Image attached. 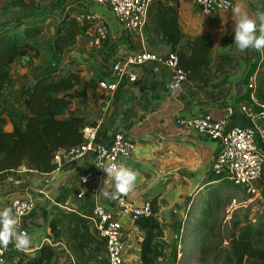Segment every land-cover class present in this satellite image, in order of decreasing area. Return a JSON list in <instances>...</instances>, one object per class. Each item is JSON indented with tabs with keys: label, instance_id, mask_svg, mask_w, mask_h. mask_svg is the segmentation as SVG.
I'll list each match as a JSON object with an SVG mask.
<instances>
[{
	"label": "crops",
	"instance_id": "0c3cea01",
	"mask_svg": "<svg viewBox=\"0 0 264 264\" xmlns=\"http://www.w3.org/2000/svg\"><path fill=\"white\" fill-rule=\"evenodd\" d=\"M70 1L68 7L72 13L85 4L84 0ZM160 1L178 5L183 39L201 37L208 42L211 50L209 70L197 81L187 80L178 90L171 91L168 87L171 71L164 65H155L157 71H154L147 68V64L133 69L135 82L125 80L117 91L110 93L100 89L98 84L108 78L111 63L121 57L117 55L127 42L123 39L115 48L110 50L109 45L100 53L96 52L97 48L85 45L87 38L79 37L73 49L63 54L70 64L63 65L75 70L83 82L91 83L93 87L89 89L87 99L71 101L65 116L82 118L84 126L96 128V143L106 144L115 133H122L136 144L134 153L119 162V166L139 173L133 191L122 196L134 206L159 196L157 218L163 230L164 248L157 264H185L182 258L176 259L173 236L180 229L184 230L188 207L184 206L183 214V211L176 212L174 206L180 208L186 204V197L207 178L216 181L210 174V166L219 145L194 130L176 126L175 120L205 114L214 120L226 118L229 127L247 125L239 109L241 106L253 107L264 98V50L240 51L234 42L229 45V40L234 39L235 24L231 10L216 11L205 17L191 0ZM231 2L253 16L257 11H264V0ZM87 8L88 5L84 7ZM115 31L118 38L120 34L116 27ZM222 50L229 53L232 60L219 68L216 55ZM35 52L17 59L11 66V82L4 89L0 110V124L6 131L12 129L19 114L26 117L22 107L24 93L44 66L40 60H31ZM111 54L115 55L109 57ZM17 67L20 70L16 75L21 79L18 83L13 78V69ZM251 77L254 79L253 90L248 89ZM57 156L60 160V154ZM94 163L93 155L89 154L82 159L60 162L57 169L48 174L21 169L16 179L0 182V208L10 207V201L17 197L33 203L32 211L22 220V229L28 232L32 244L24 251L9 244L4 249L5 264H12L18 257H34L44 244L54 251L50 264H107L105 241L99 236L92 218L95 203L114 204L115 199H106L98 192L103 186L102 181L107 180V174L103 172L100 177H93L88 185L79 182V176L94 168ZM91 187L97 189L95 194L90 192ZM107 187L113 190L111 178ZM78 194H82L79 199ZM52 220L58 221L57 235L49 228ZM122 227L128 246L125 261L140 264L138 252L143 232L126 219L122 220Z\"/></svg>",
	"mask_w": 264,
	"mask_h": 264
},
{
	"label": "trees",
	"instance_id": "16d2710c",
	"mask_svg": "<svg viewBox=\"0 0 264 264\" xmlns=\"http://www.w3.org/2000/svg\"><path fill=\"white\" fill-rule=\"evenodd\" d=\"M64 1V0H63ZM12 7L19 11L18 17L8 25H0V110L4 103V89L11 82V66L17 59L25 58L35 50V42L43 33L47 13H56L57 20L50 40L48 51L53 56L51 63L45 65L24 93L22 107L26 117L19 114L12 129L6 131L0 124V182L8 178L16 179L21 169L38 174H48L58 167L55 158L78 146L82 142V118L66 117L72 100H85L93 84L83 82L79 74L66 62L63 54L71 51L79 37L87 38L92 24L77 20L78 14L69 11L68 5L52 6L45 11L36 0H13ZM61 8V9H60ZM120 34V33H118ZM141 36L150 49L165 47L168 53H175L178 66L186 72L187 80L197 81L211 65L210 47L201 37L183 39L179 26L177 4L154 1L147 14V22ZM131 35L120 34L117 43L123 39L128 42ZM234 39L229 40V45ZM228 46V44H227ZM226 48V47H225ZM221 68L232 60L229 53L222 50L216 55ZM219 183L207 178L186 202V228L191 224L193 230L203 233L211 218V210L218 203ZM208 193V198L205 193ZM197 194L202 204L192 200ZM158 195L150 198L151 214L140 217L135 225L143 232L139 244L140 264H157L163 255L161 241L163 230L157 218ZM199 209L201 217H189L192 209ZM58 221L49 223L51 233L57 235ZM205 239L204 234H201ZM202 239V238H201ZM199 264H208L209 248H199ZM213 264H264V220L256 224L240 221L232 223L227 247L214 251ZM54 251L44 244L32 258H14L12 264H50Z\"/></svg>",
	"mask_w": 264,
	"mask_h": 264
},
{
	"label": "built area",
	"instance_id": "2783aa9c",
	"mask_svg": "<svg viewBox=\"0 0 264 264\" xmlns=\"http://www.w3.org/2000/svg\"><path fill=\"white\" fill-rule=\"evenodd\" d=\"M156 0H87L89 8L79 13L77 20L88 21L92 29L85 40L88 48H98L107 40L109 25L104 17L92 10L94 6L106 7L119 25V33L124 35H141L147 22L150 5ZM176 1V0H171ZM201 15L212 16L216 11H230L234 6L231 0H191ZM142 38V36H141ZM147 64L164 65L171 71L169 90L176 91L187 81V74L178 66V57L175 53L158 55L142 47L134 54L118 57L111 63L108 78L99 82L100 89L115 92L126 80L130 83L136 81L133 69L144 67ZM248 89H254V79H249ZM253 107L241 106L239 111L247 120L245 126L229 127L226 118L214 120L209 115H200L189 118H178L175 124L178 127L194 130L218 142L219 150L214 156L210 174L215 182H228L233 187L248 196L257 195L259 186L264 181V98L254 103ZM96 128L84 126L82 129V142L63 154L65 162L82 159L89 154L94 157V168L85 171L79 176L81 185H88L95 176L100 177L104 167L115 164L119 166L121 159L130 157L136 150V144L126 138L122 133H115L106 144L96 143ZM55 162L60 164L58 156ZM90 192L95 194L96 188L91 187ZM78 199L82 194L76 196ZM10 207L22 220L33 209L29 199L13 198ZM151 214L149 202L140 206L129 203L124 196L115 199L114 204L104 205L95 203L92 209V218L96 230L105 241L107 264H127L125 254L127 242L123 238L122 220L137 221L140 217ZM25 231V230H23ZM183 228L173 236L176 242V259L182 258ZM6 252L0 248V264H5Z\"/></svg>",
	"mask_w": 264,
	"mask_h": 264
},
{
	"label": "rangeland",
	"instance_id": "374dc122",
	"mask_svg": "<svg viewBox=\"0 0 264 264\" xmlns=\"http://www.w3.org/2000/svg\"><path fill=\"white\" fill-rule=\"evenodd\" d=\"M13 0H0V25H8L12 23L19 15V11L17 8L12 7L11 2ZM45 11L49 10L52 6H57L60 2V5L67 6L71 4L70 0H36ZM81 9L75 10L74 14H79L85 11L84 7L88 5L87 1L84 0ZM61 9V8H60ZM92 10L104 17V19L109 24V31L107 35V40L101 44L100 47L96 49V52H102L106 46L110 45V50L117 46V42L115 40H119L115 37V27L117 30H120L118 23L113 17V14L103 6H94ZM47 20L44 25V31L41 36H39L35 42V50L36 52L32 55L31 60H40L43 62L44 66L48 63L50 64L53 60V56L48 51L50 40L54 31V25L57 20L56 13H47L45 15ZM115 26V27H114ZM126 47L123 51L117 56H125L126 53L134 54L138 52L142 47L147 51L156 53L158 55H167L168 51L165 47H158L156 49L148 48L144 42L141 41L140 35L131 34L130 40L125 43ZM114 56L115 54H111L109 57ZM20 68L13 69V78L14 82H21L20 77L16 75ZM35 72V71H34ZM18 109V108H17ZM183 170V169H179ZM188 171V170H187ZM179 171H176L178 173ZM180 179V178H178ZM194 179H192L193 181ZM193 184V182H192ZM194 186V184H193ZM196 191V190H195ZM192 193V192H191ZM192 195V194H191ZM190 195V196H191ZM190 196L186 198H190ZM208 198V193H205V197ZM188 199H186L188 201ZM198 202L199 206L202 204L200 198H197V194L192 198ZM185 200V201H186ZM184 206L186 204L183 203L182 206L176 205L174 206V210L176 212L183 211L184 214ZM183 208V210H182ZM181 209V210H180ZM211 218L208 220V226L205 230H203L201 234H204L205 239L202 235L194 231L193 226L190 224L187 228L184 227V236L182 239V263L185 264H199V248L201 246H205V248H209V254L207 255L208 264L214 263V251L220 250L221 248L227 247V242L229 238V233L231 231L232 223L236 221H240L243 224L251 223L256 224L260 220H264V181L259 186V190L257 195L248 196L233 187L230 183L224 181L221 182L218 189V203L211 211ZM188 216V215H187ZM189 217L195 218L197 220L201 217L199 213V209L197 207L192 209ZM193 220V221H194ZM195 222V221H194ZM202 238V239H201Z\"/></svg>",
	"mask_w": 264,
	"mask_h": 264
},
{
	"label": "clouds",
	"instance_id": "9594fccd",
	"mask_svg": "<svg viewBox=\"0 0 264 264\" xmlns=\"http://www.w3.org/2000/svg\"><path fill=\"white\" fill-rule=\"evenodd\" d=\"M234 24V44L240 51L248 49L264 50V11H257L255 16L242 11L239 4L232 7ZM107 180L99 193L106 199H117L128 195L135 187L139 173L126 166L112 164L104 167ZM114 181L113 190L107 187L108 179ZM20 216L11 207L0 208V248L6 249L14 244L17 250H27L32 244V238L27 231L20 230Z\"/></svg>",
	"mask_w": 264,
	"mask_h": 264
},
{
	"label": "water",
	"instance_id": "95a60500",
	"mask_svg": "<svg viewBox=\"0 0 264 264\" xmlns=\"http://www.w3.org/2000/svg\"><path fill=\"white\" fill-rule=\"evenodd\" d=\"M147 68H149V69H151V70H156V66L155 65H153V64H149V65H147ZM157 71V70H156Z\"/></svg>",
	"mask_w": 264,
	"mask_h": 264
}]
</instances>
